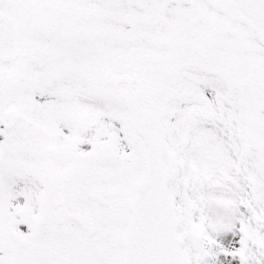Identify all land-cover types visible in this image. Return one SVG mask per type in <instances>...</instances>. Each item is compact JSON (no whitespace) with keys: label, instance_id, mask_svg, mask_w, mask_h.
I'll return each mask as SVG.
<instances>
[{"label":"snow or ice","instance_id":"obj_1","mask_svg":"<svg viewBox=\"0 0 264 264\" xmlns=\"http://www.w3.org/2000/svg\"><path fill=\"white\" fill-rule=\"evenodd\" d=\"M0 264H264V0H0Z\"/></svg>","mask_w":264,"mask_h":264}]
</instances>
